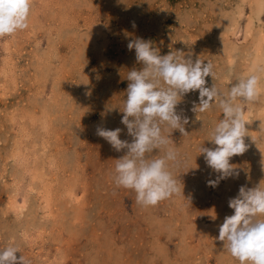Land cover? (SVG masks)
I'll return each instance as SVG.
<instances>
[{
	"label": "rangeland",
	"instance_id": "rangeland-1",
	"mask_svg": "<svg viewBox=\"0 0 264 264\" xmlns=\"http://www.w3.org/2000/svg\"><path fill=\"white\" fill-rule=\"evenodd\" d=\"M237 2L31 0L28 28L0 38V249L18 248L17 258L23 255L29 264H239L217 237L224 218L234 213L228 201L239 188L253 187L255 176L264 187V172L253 171L261 166L259 150L264 151L261 116L254 118L258 137L246 123L248 149L230 158L239 176L213 188L207 181L218 174L199 150L215 147L210 133L223 119L222 110L214 102L196 114L191 108L199 102V92L182 97L177 113L183 109L189 120L187 134H170L162 126L169 147L178 153L179 164L170 162L169 170L180 192L155 207L137 204L133 190L115 185L116 159L126 150L116 152L96 134L98 127L121 128L120 139L132 140L121 119L127 75L143 67L135 49L127 47L137 38L149 41L161 56L191 55L193 61L211 63L214 76L205 78L207 87L215 83L227 92L247 76L249 43L228 31ZM223 32L236 47L233 65ZM243 108L245 116L250 104ZM17 141L31 143L37 151L47 146L44 155L55 160L54 168H48L56 193L53 217L46 218L38 208L37 191L24 213L9 205L23 171L14 158ZM163 155L161 150L151 154ZM74 174L78 181L73 188L69 180ZM67 186L75 192L73 203L58 196Z\"/></svg>",
	"mask_w": 264,
	"mask_h": 264
},
{
	"label": "clouds",
	"instance_id": "clouds-1",
	"mask_svg": "<svg viewBox=\"0 0 264 264\" xmlns=\"http://www.w3.org/2000/svg\"><path fill=\"white\" fill-rule=\"evenodd\" d=\"M30 12L31 0H0V38L27 29ZM127 47L135 49L136 61L143 65L141 70L133 69L127 75L129 83L121 123L127 127L132 140L120 139L121 128L98 127L96 131L116 152L126 150L116 159L115 185L133 190L136 203L144 207H155L180 192L169 170L170 162L172 166L179 164L178 153L169 147L171 141L163 134L162 126L170 134L173 130L187 134L184 126L189 120L183 110L177 113V105L186 94L196 91L199 102H192L191 111L205 113L217 102L223 113V119L210 133L209 141L215 147L202 146L199 150L207 166L218 174L207 184L215 188L221 180L238 177L239 172L230 158L243 155L248 149L244 138L248 136L246 123L249 122L244 119L243 106L259 99L260 73L252 71L224 92L215 83L206 86L205 78L214 76L209 62L193 61L191 55L186 59L176 53L161 56L142 38L130 41ZM154 150L164 151V155L152 158ZM261 171L264 172V157ZM228 206L234 213L224 218L217 239L239 264H264V220L257 219L264 216V187L261 184L252 188L241 186L237 196L229 199ZM17 252L19 249L14 246L0 249V264H29L23 255L18 259Z\"/></svg>",
	"mask_w": 264,
	"mask_h": 264
},
{
	"label": "bare ground",
	"instance_id": "bare-ground-1",
	"mask_svg": "<svg viewBox=\"0 0 264 264\" xmlns=\"http://www.w3.org/2000/svg\"><path fill=\"white\" fill-rule=\"evenodd\" d=\"M234 14L235 15L232 18V22L230 23L228 31L233 36L237 38L242 37L245 42L249 43L247 44L248 46L245 47V49L248 50L249 52L246 54V56L244 55L245 61L247 63L245 64L246 68L244 70V74L248 75L252 71H258L261 75L260 97L256 102L250 104V109L244 116V119L249 122L248 124L250 128H252L254 135L258 137V131L254 129L255 125H257V122L255 121L254 118L261 116L264 121V0H238L237 7L235 9ZM223 35L225 36V39H226L224 43L225 44L230 43L227 46V49L225 50V52L228 56V62L231 65H233L237 58V54L235 53L236 47L232 45L234 44V41H230L229 40L230 38L227 39L228 35H226L225 32L222 33V36ZM45 112H46V109H45ZM43 117H44L45 128L47 129L49 128L48 127L49 118H48L47 113H45ZM262 127L264 128V125L261 126V129ZM30 134L31 133L29 134L27 133V135L25 136L30 138ZM28 145H24L22 141H17L16 147L14 148L15 149L14 158L16 160V163L23 167L22 168L23 171H22L21 177H19L18 181L15 184V189L14 190L12 189L13 193L10 198L11 202L9 203V205L13 208V210L16 213L22 214L28 208L29 200L31 199L30 195L33 194L35 191H37L39 193L38 208L45 214L46 218L53 217L54 209H53V205L51 204L54 203L55 201L56 193L54 191L55 190V187L53 186L54 184L49 178L48 170L50 169L48 168H52V169L54 168L55 160L53 158L47 157V155H44V154H47V146H44V148H42L41 151H37V149L34 148V146H31V143ZM41 153H43L44 156H41ZM259 154H260L259 156H261V159H262V157H264V151L259 150ZM48 161H50L49 165L47 163ZM258 161L259 163H261V160H258ZM233 162L234 161H232V163ZM253 171L254 172L256 171L255 173H259L261 171V166H259L258 169L255 168ZM261 174H263L262 171H261ZM76 177L77 175L74 174L71 177L74 179L71 181L69 180V183L73 185L72 186L73 188L76 187V184L72 182L78 181ZM256 177L257 176H255V179L252 178L254 180L252 184L253 183L255 184L253 187L259 185V181L257 180L259 177L258 178ZM262 178H264V176H262ZM38 184H40L41 186L36 188ZM72 189L67 186V188H65L67 192L65 191L64 193L58 196H61V198L64 197L65 199L68 200L69 203L70 202L73 203L75 200V192Z\"/></svg>",
	"mask_w": 264,
	"mask_h": 264
}]
</instances>
